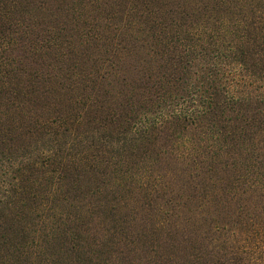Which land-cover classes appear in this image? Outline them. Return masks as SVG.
Wrapping results in <instances>:
<instances>
[{
  "label": "trees",
  "instance_id": "obj_1",
  "mask_svg": "<svg viewBox=\"0 0 264 264\" xmlns=\"http://www.w3.org/2000/svg\"><path fill=\"white\" fill-rule=\"evenodd\" d=\"M0 264H264V0H0Z\"/></svg>",
  "mask_w": 264,
  "mask_h": 264
}]
</instances>
